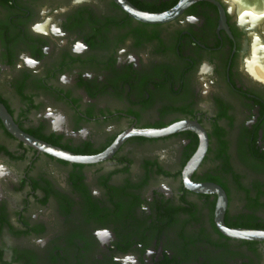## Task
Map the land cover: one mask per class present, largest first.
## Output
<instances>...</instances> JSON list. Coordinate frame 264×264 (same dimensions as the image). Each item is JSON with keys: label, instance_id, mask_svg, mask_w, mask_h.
I'll use <instances>...</instances> for the list:
<instances>
[{"label": "flooded vegetation", "instance_id": "flooded-vegetation-1", "mask_svg": "<svg viewBox=\"0 0 264 264\" xmlns=\"http://www.w3.org/2000/svg\"><path fill=\"white\" fill-rule=\"evenodd\" d=\"M164 13L181 0H127ZM246 2V3H245ZM194 0L151 22L118 0H0V264H264V0ZM253 15V16H252ZM39 26V27H38ZM222 205V207L220 206Z\"/></svg>", "mask_w": 264, "mask_h": 264}, {"label": "water", "instance_id": "water-1", "mask_svg": "<svg viewBox=\"0 0 264 264\" xmlns=\"http://www.w3.org/2000/svg\"><path fill=\"white\" fill-rule=\"evenodd\" d=\"M120 4L132 15L141 18L146 21L151 22H164L168 21L174 17H176L179 13H181L186 7H188L194 0H181L177 6H175L173 9L164 12V13H149L141 11L140 9H137L127 0H118ZM0 116L3 119L4 123L7 125L8 129L13 132L16 136H18L21 140L26 142L27 144L33 146L34 148H37L40 151L47 152L55 157L74 161V162H97L100 160L105 159L106 157H109L118 147V145L129 135L135 133L139 135L144 136H150V137H156V136H164L168 135L170 133L180 131L185 128L194 127L199 130V132L202 134L203 140L201 142V147L196 153V155L192 158L190 163L187 166L186 173H185V179L188 185H190L193 189H197L200 191H218L223 194L222 189L215 184L211 183H195L190 179V174L193 168L200 162L202 159L206 147H207V138L206 134L203 132V129L196 124L188 123V122H179L176 124H173L168 127L163 128H149V129H133L130 132L124 133L120 138L117 140V142L104 154L98 155V156H85V155H78L71 151L62 149L58 146H55L53 144H50L46 141H43L41 139H38L26 132H24L14 121L13 116L8 111L7 107L0 102ZM222 200H226L225 195H222ZM222 207V205H220ZM225 231L237 238H251V239H264V230H248V229H225Z\"/></svg>", "mask_w": 264, "mask_h": 264}, {"label": "bare ground", "instance_id": "bare-ground-1", "mask_svg": "<svg viewBox=\"0 0 264 264\" xmlns=\"http://www.w3.org/2000/svg\"><path fill=\"white\" fill-rule=\"evenodd\" d=\"M234 1L237 2L238 6H239L240 14L242 13L243 16H246L247 14L250 15L249 11H251V10H247L244 8L243 0H234Z\"/></svg>", "mask_w": 264, "mask_h": 264}, {"label": "snow or ice", "instance_id": "snow-or-ice-1", "mask_svg": "<svg viewBox=\"0 0 264 264\" xmlns=\"http://www.w3.org/2000/svg\"><path fill=\"white\" fill-rule=\"evenodd\" d=\"M39 27V26H38Z\"/></svg>", "mask_w": 264, "mask_h": 264}]
</instances>
